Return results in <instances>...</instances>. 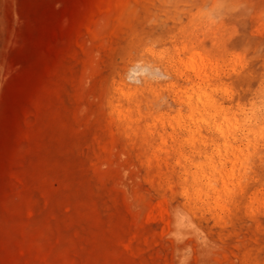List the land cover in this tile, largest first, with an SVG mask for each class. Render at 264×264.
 <instances>
[{
	"label": "rangeland",
	"instance_id": "1",
	"mask_svg": "<svg viewBox=\"0 0 264 264\" xmlns=\"http://www.w3.org/2000/svg\"><path fill=\"white\" fill-rule=\"evenodd\" d=\"M0 264H264V0H0Z\"/></svg>",
	"mask_w": 264,
	"mask_h": 264
}]
</instances>
